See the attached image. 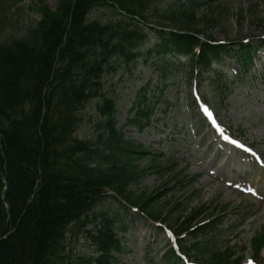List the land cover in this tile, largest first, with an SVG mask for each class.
Segmentation results:
<instances>
[{
  "label": "trees",
  "instance_id": "trees-1",
  "mask_svg": "<svg viewBox=\"0 0 264 264\" xmlns=\"http://www.w3.org/2000/svg\"><path fill=\"white\" fill-rule=\"evenodd\" d=\"M149 1L76 0L72 12V0H61L57 13L43 10L45 19L28 36L0 45V237L11 232L0 243V264H67L65 235L90 210L88 194L122 192L136 179L130 149L111 127L115 100L104 92L103 80L118 60L136 59L135 46L124 48L135 45L137 33L125 27L124 18L90 22L89 14L107 7L140 15ZM175 15L187 27L194 19ZM97 99L95 109L107 121L96 142L84 143L75 133L83 111ZM22 129L31 146L21 143ZM109 232L105 218L100 240L91 237L102 241V251L115 246ZM100 253L72 264H110Z\"/></svg>",
  "mask_w": 264,
  "mask_h": 264
},
{
  "label": "rangeland",
  "instance_id": "rangeland-1",
  "mask_svg": "<svg viewBox=\"0 0 264 264\" xmlns=\"http://www.w3.org/2000/svg\"><path fill=\"white\" fill-rule=\"evenodd\" d=\"M38 1L39 0H0V45L12 39H21L29 30L40 26L45 17H42L37 11V5H41ZM214 1L217 14L209 17V13L207 14L202 11L199 15V19H203L201 17L204 16L205 19H212L215 23V25L210 27L206 25L201 26L203 37L209 36L215 41L224 40L230 42H242L244 38H250L252 42H254L253 44L257 45L253 38L264 34V0ZM43 3L50 7L52 11L60 10L58 0H43ZM108 14H112V11L104 9L97 10L92 16L93 18L105 19ZM141 60L145 61V58ZM262 62L264 65V58L263 61L259 62V65ZM158 71L159 69L155 65V61L150 62L148 65L143 64V61L139 64L137 62L136 68H134L133 75L131 76L133 82L130 84V88H133V86L146 85L148 83H150V90L152 91H156L159 86L165 87L164 99L168 102L175 101L177 109H181L179 89L171 87V84L165 86V81L160 79ZM210 77L211 76H203L204 80L202 78L199 83L203 92L205 91V93L211 97L212 92L208 90V88L210 87L212 90V88L215 89V86H211L212 77ZM227 77L228 74H225V78ZM262 77L264 80V73ZM118 79L119 77L115 79V82H117ZM178 79L179 77L177 76L175 78L176 84H178ZM256 79L260 80L258 74H256ZM188 83L190 84L189 81ZM132 97L133 95L125 97L126 103L120 108L119 125H124L126 122L130 108L129 99ZM215 97L217 98L216 95ZM188 98L191 100L189 92ZM223 108L224 109L221 110L222 117L225 120L229 119L233 127H238L241 137L264 154V120L244 106H241L235 97L227 100L226 103L223 104ZM164 109L165 105H160L156 113V119L163 115L170 118L175 116L179 119L182 118V116H179L173 109L170 108L166 111ZM92 121H94V119H92ZM163 123L164 122H160V124ZM129 128L125 129L126 136L132 137L143 143L145 148L152 149L156 154V159L162 163L166 169L170 167V161L174 160L176 163L179 162V168L183 170L181 174L183 181L181 184H172L168 196L156 206L162 207L165 205L166 201H171L172 206L177 205L178 210L170 220V223H174L177 215L186 207L188 208L186 212L189 213L199 207H203L205 210H209L211 207L212 212L216 208L219 209L222 206H227L229 210L225 215V222L229 223V221L234 220V222L238 223L237 230L235 231L237 233L232 234L235 238L229 242L230 244L227 247V256H230L232 260L238 259L240 261L255 257V242L259 243V245L264 244V215H251L248 209L243 210V208H247L245 206L249 205L248 202L244 201V198L238 194H232L234 196V199H232L227 196L229 190L222 184L207 178L203 171H201V173H195V171H197L195 165L189 164L188 160L184 159L180 152V141L174 137L175 135L168 134L169 130L166 129L164 133H157L156 130L147 129L144 133H138L135 129ZM94 133L92 125L87 123L80 129L79 137L80 139H92ZM20 141L24 145H32L31 136L26 134L23 129L21 131ZM159 183L158 176H148L139 183V186H134L132 189L136 195H140L142 192L145 195H149L152 192L156 193L157 186L160 185ZM217 185L221 187V190L218 192L214 190V187ZM94 194H97V192L94 191L88 195ZM93 200L97 203L98 198L94 197ZM256 209L257 208L254 207L253 212H255ZM208 218H203V220ZM174 224H176V222ZM135 226L137 228L132 229L124 240L126 247L131 251V255H129L127 260L123 261V264H153L151 262L152 260L158 263L159 261H157V258H159L160 252H163V248L157 253L147 249L143 240V236L147 235L148 232L146 226L143 227L138 221L135 223ZM186 239V245H190L191 242L189 238L187 237ZM83 243L84 241L81 240L80 244ZM84 249L86 248L78 246L76 252L78 251L82 254ZM260 251L264 252V248ZM85 253L87 255L89 254L87 250Z\"/></svg>",
  "mask_w": 264,
  "mask_h": 264
}]
</instances>
